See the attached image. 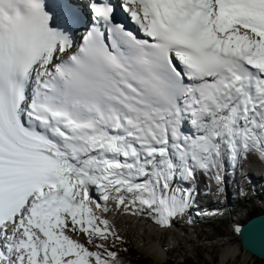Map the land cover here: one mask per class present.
<instances>
[{
  "label": "snow or ice",
  "instance_id": "obj_1",
  "mask_svg": "<svg viewBox=\"0 0 264 264\" xmlns=\"http://www.w3.org/2000/svg\"><path fill=\"white\" fill-rule=\"evenodd\" d=\"M87 7L0 0V264H125L110 201L171 228L264 162V0Z\"/></svg>",
  "mask_w": 264,
  "mask_h": 264
},
{
  "label": "rangeland",
  "instance_id": "obj_2",
  "mask_svg": "<svg viewBox=\"0 0 264 264\" xmlns=\"http://www.w3.org/2000/svg\"><path fill=\"white\" fill-rule=\"evenodd\" d=\"M254 161L255 160L250 161L248 165H250ZM231 170L232 169H228L227 174ZM226 180L227 178L225 176V181L223 183L224 185L226 184ZM242 195V204H238V202L230 203L229 198L227 197V203L216 205V207L210 206L203 208L195 204L193 196L189 206L190 212L188 210V213L190 215L187 216L188 219L185 220V227H183L190 233L188 234L191 238V241L189 243L190 245L182 240V238L166 239L165 242H162V245L166 249L169 256L168 259L163 262L173 260L175 261V263H182L183 260L189 259L191 262L196 264H219L222 255L225 253V251L222 252V250H225V245H216L215 243L222 240H229V243L238 244V239L234 235V224L232 223L233 220L231 217H235L237 223L240 224L247 219V213L251 210L250 207L255 206L256 209L264 212V192H252L242 189ZM255 203H257V206L255 205ZM245 207L246 209H242ZM127 228V226L124 228L116 226V229H124V231L127 232V234H123V231H120L122 234H119L123 237V241L117 242H119L123 246L131 247L134 250L137 249L136 251L140 253L142 257H145L138 248L139 245L143 244L142 242L141 244L140 242H138L139 244L137 243V235H134V233H136L137 231H134V233H130ZM190 229L194 231H191ZM167 241L174 245L171 249H167ZM241 251L243 254L247 255V253H245L243 250ZM255 259V257L250 255L246 264H261V262H259L260 260L257 259L256 261ZM241 261L242 256L239 255L235 260L227 261L224 264H241Z\"/></svg>",
  "mask_w": 264,
  "mask_h": 264
},
{
  "label": "trees",
  "instance_id": "obj_3",
  "mask_svg": "<svg viewBox=\"0 0 264 264\" xmlns=\"http://www.w3.org/2000/svg\"><path fill=\"white\" fill-rule=\"evenodd\" d=\"M250 165L248 163L253 161ZM226 184L222 185V191L217 190L215 183L210 185V189L206 188L207 181L201 175H197V181L192 187L195 189L194 199L195 204L201 208L203 207H216L227 203L229 198L230 203L238 202L243 203L242 189L252 192H264V162L251 156L242 165H238L234 170L232 169L226 174ZM247 213V219L261 213V210L256 209L255 206L250 208ZM120 249V256L125 260V264H196L189 259L183 260L182 263H174L169 260L166 263H158L150 258L142 257L140 253L131 247H126L117 242ZM127 249V252L123 251ZM257 261V259H255ZM264 264V260H260Z\"/></svg>",
  "mask_w": 264,
  "mask_h": 264
},
{
  "label": "bare ground",
  "instance_id": "obj_4",
  "mask_svg": "<svg viewBox=\"0 0 264 264\" xmlns=\"http://www.w3.org/2000/svg\"><path fill=\"white\" fill-rule=\"evenodd\" d=\"M109 207L112 208L113 211L109 213L108 219H110L115 224V226H118L120 228H124L127 226L128 227L127 229L130 233L132 232L134 233V231L135 232L137 231L136 233H134V235H137L136 237L137 243L140 242L141 244L142 242L143 244V245L138 246L139 250L145 257H149L154 261L163 262V261H166V259H168L169 254L167 253L166 249L162 245V242L163 241L165 242L166 239L182 238V240H184L187 244H189L191 241L190 235H188L190 234L189 231L183 228L185 227V220L188 219L187 216L190 215L188 213V210L190 207L184 212L182 216L178 217L177 219L173 221L171 228H167V229L161 228L158 225H156L153 222V220L149 218L146 214L135 215V216L130 215V214H125L123 210L115 209V205L111 201L109 202ZM242 209H246V208H242ZM231 218L233 220L232 223L234 224L233 225V231H234V229L241 223L238 224L235 217H231ZM119 233L121 232L119 231ZM123 234H127V232L125 233L123 232ZM236 234L237 233H234V235ZM215 244L225 245L224 247L225 250H222V252L225 251V253L222 255L221 261L219 264H224L227 261H233L239 255L242 256L241 264H246L248 262L250 254H248L247 252H245L247 253V255L243 254L238 244L229 243V240H226V241L222 240V241L216 242ZM171 246L173 247L174 245L171 244Z\"/></svg>",
  "mask_w": 264,
  "mask_h": 264
},
{
  "label": "water",
  "instance_id": "obj_5",
  "mask_svg": "<svg viewBox=\"0 0 264 264\" xmlns=\"http://www.w3.org/2000/svg\"><path fill=\"white\" fill-rule=\"evenodd\" d=\"M238 227L241 232L235 236L241 250L258 260H264V212L250 217Z\"/></svg>",
  "mask_w": 264,
  "mask_h": 264
}]
</instances>
